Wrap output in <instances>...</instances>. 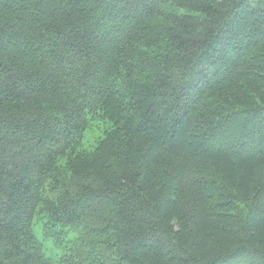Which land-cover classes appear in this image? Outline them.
Instances as JSON below:
<instances>
[{
    "label": "trees",
    "instance_id": "obj_1",
    "mask_svg": "<svg viewBox=\"0 0 264 264\" xmlns=\"http://www.w3.org/2000/svg\"><path fill=\"white\" fill-rule=\"evenodd\" d=\"M0 264H264V0H0Z\"/></svg>",
    "mask_w": 264,
    "mask_h": 264
},
{
    "label": "rangeland",
    "instance_id": "obj_2",
    "mask_svg": "<svg viewBox=\"0 0 264 264\" xmlns=\"http://www.w3.org/2000/svg\"><path fill=\"white\" fill-rule=\"evenodd\" d=\"M35 236L39 239L42 240V234L39 226H35L34 228ZM45 246V254L49 257L54 258V255L57 254V250L55 248H52V243L49 241L44 242Z\"/></svg>",
    "mask_w": 264,
    "mask_h": 264
},
{
    "label": "bare ground",
    "instance_id": "obj_3",
    "mask_svg": "<svg viewBox=\"0 0 264 264\" xmlns=\"http://www.w3.org/2000/svg\"><path fill=\"white\" fill-rule=\"evenodd\" d=\"M42 191V190H41ZM40 213V212H39ZM37 216V215H36ZM74 222H76V221H74ZM94 255V254H93ZM77 256V255H76Z\"/></svg>",
    "mask_w": 264,
    "mask_h": 264
}]
</instances>
